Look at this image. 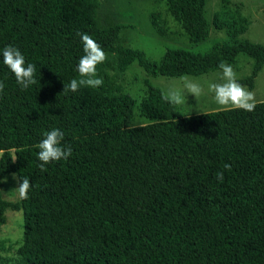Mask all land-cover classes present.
Wrapping results in <instances>:
<instances>
[{
	"label": "trees",
	"instance_id": "16d2710c",
	"mask_svg": "<svg viewBox=\"0 0 264 264\" xmlns=\"http://www.w3.org/2000/svg\"><path fill=\"white\" fill-rule=\"evenodd\" d=\"M160 1L190 42L210 35L207 0ZM100 4L0 0V177L16 173L31 182L27 199L8 200L0 181V226L7 211H21L28 245L14 258L0 256L2 262L264 264V100L252 112L223 108L183 116L160 87L148 82L138 103L114 88L104 70L97 72L102 86L63 92L79 79L78 33L113 55L119 71L137 62L150 76H199L244 54L252 68L238 83L250 89L264 67V43L238 37L247 29L244 21L227 26L215 14L213 25L228 27V41L204 52L167 47L151 61L143 50L119 43L126 24H99ZM8 45L22 52L25 66L35 64L36 85L20 89L3 64ZM136 107L147 123L132 125ZM54 128L73 152L42 173L38 144Z\"/></svg>",
	"mask_w": 264,
	"mask_h": 264
},
{
	"label": "rangeland",
	"instance_id": "374dc122",
	"mask_svg": "<svg viewBox=\"0 0 264 264\" xmlns=\"http://www.w3.org/2000/svg\"><path fill=\"white\" fill-rule=\"evenodd\" d=\"M98 21L102 26L116 23L126 24L128 27L120 33L119 43L128 47L138 48L146 53L151 61H159L167 47H183L194 52H204L217 43L229 40L228 25L234 22L244 21L247 29L239 34V38H247L254 42L264 43V0H207L206 15L211 23L210 35L201 42H190L187 34L180 24L169 14L166 5L160 0H100ZM215 14L226 22L225 28L217 29L213 25ZM156 22L162 29L160 32L153 25ZM107 59L98 65L111 77L114 88L132 95L138 103L144 97L148 82L160 87L165 93L183 91L186 82L197 83L204 89L203 94L197 99L192 93L185 91V102L178 104L181 115H190L223 109L214 99V94L208 91L211 83H223L221 79L222 69L195 76L183 75L179 77L150 76L142 67L134 62L123 72L116 67L113 55H106ZM252 58L241 54L235 63L229 64L236 72L237 82L250 74ZM228 64V63H227ZM255 94L258 101L264 100V67L255 80V87L248 88ZM137 107L134 109L135 117L132 125L147 123L139 116ZM1 155V152H0ZM3 181L2 194L8 200L19 199L17 182L13 174L7 175ZM7 222L0 226V256L14 258L19 252L26 251L28 245L24 237V218L21 211H7ZM89 232H84L80 241H85ZM0 264H4L0 258ZM9 264V263H7Z\"/></svg>",
	"mask_w": 264,
	"mask_h": 264
},
{
	"label": "clouds",
	"instance_id": "9594fccd",
	"mask_svg": "<svg viewBox=\"0 0 264 264\" xmlns=\"http://www.w3.org/2000/svg\"><path fill=\"white\" fill-rule=\"evenodd\" d=\"M78 35L81 36L84 53L80 57L76 69L79 79L74 78L68 84H64L63 92L65 93L79 91L81 87L97 88L102 86L104 82L102 77H98L97 65L107 59L106 53L88 34L78 33ZM2 60L3 64L14 74L16 83L22 91L37 84L35 64L28 63L25 66V57L17 47L12 45L4 47ZM218 67L222 69L221 79L224 82L208 85V91L214 94L215 102L225 110L254 111L257 105L255 94L237 82L233 67L224 61H221ZM4 88V82L0 81V93H3ZM185 91L194 94L198 99L203 94L204 89L197 83L186 82L183 91L177 90L166 93L163 98L169 103L181 104L185 102ZM43 136L44 138L38 144L39 151L37 153V158L41 162L38 167L42 173L47 171L46 165L54 161L67 160L73 152L70 145L63 144L64 133L60 129L54 128L45 131ZM224 169L230 170L231 165L226 163ZM13 179L17 182L19 198L27 199L31 188L29 177H20L13 173ZM216 179L218 182L223 181V171L216 173ZM6 180L7 177H0V181Z\"/></svg>",
	"mask_w": 264,
	"mask_h": 264
}]
</instances>
